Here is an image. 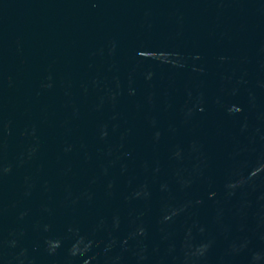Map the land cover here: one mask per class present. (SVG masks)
<instances>
[{"label":"water","instance_id":"obj_1","mask_svg":"<svg viewBox=\"0 0 264 264\" xmlns=\"http://www.w3.org/2000/svg\"><path fill=\"white\" fill-rule=\"evenodd\" d=\"M0 264H264V0H0Z\"/></svg>","mask_w":264,"mask_h":264}]
</instances>
